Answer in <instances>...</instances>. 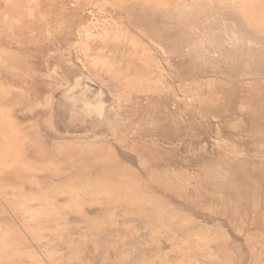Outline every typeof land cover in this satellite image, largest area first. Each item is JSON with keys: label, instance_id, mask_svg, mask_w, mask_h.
<instances>
[{"label": "rangeland", "instance_id": "rangeland-1", "mask_svg": "<svg viewBox=\"0 0 264 264\" xmlns=\"http://www.w3.org/2000/svg\"><path fill=\"white\" fill-rule=\"evenodd\" d=\"M0 264H264V0H0Z\"/></svg>", "mask_w": 264, "mask_h": 264}]
</instances>
